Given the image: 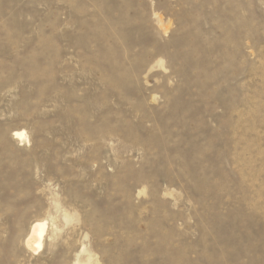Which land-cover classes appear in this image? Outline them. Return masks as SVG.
I'll list each match as a JSON object with an SVG mask.
<instances>
[{
	"label": "rangeland",
	"instance_id": "1",
	"mask_svg": "<svg viewBox=\"0 0 264 264\" xmlns=\"http://www.w3.org/2000/svg\"><path fill=\"white\" fill-rule=\"evenodd\" d=\"M0 264H264V0H0Z\"/></svg>",
	"mask_w": 264,
	"mask_h": 264
},
{
	"label": "bare ground",
	"instance_id": "2",
	"mask_svg": "<svg viewBox=\"0 0 264 264\" xmlns=\"http://www.w3.org/2000/svg\"><path fill=\"white\" fill-rule=\"evenodd\" d=\"M15 140L23 141L26 139L24 132H15L13 135ZM22 143V142H21ZM47 224L45 222H36L32 225L28 236L26 237V245L34 251L41 250L43 247V237L46 231Z\"/></svg>",
	"mask_w": 264,
	"mask_h": 264
}]
</instances>
